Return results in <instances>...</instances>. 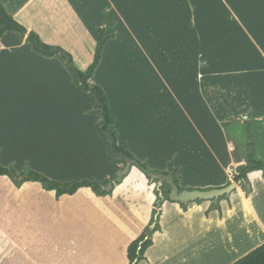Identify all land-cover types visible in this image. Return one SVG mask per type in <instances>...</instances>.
<instances>
[{
    "label": "rangeland",
    "instance_id": "1",
    "mask_svg": "<svg viewBox=\"0 0 264 264\" xmlns=\"http://www.w3.org/2000/svg\"><path fill=\"white\" fill-rule=\"evenodd\" d=\"M109 1H76L71 22L65 18L70 13L65 14L67 28L59 34L71 43L74 65L85 70L94 60L100 25L116 21L90 82L108 92L116 117L111 127L119 131L120 142L127 137L126 148L152 171L165 162L163 169L181 189L230 184L179 102L188 107L191 94L205 97L226 121L239 158L253 151L264 159V0H130L132 14L127 6L119 8L122 18ZM47 32L49 36L52 30ZM16 53V61L0 60L1 162L18 173L36 170L58 181L129 174L109 195L84 187L59 198L40 182L17 187L8 176H0V264H129V244L149 229L154 208L162 207L155 203L157 181L144 172L141 177L134 162L124 171L125 162L111 159V136L100 130L101 109L78 84L68 58L42 55L31 41ZM194 101L204 107L198 97L192 98L190 109ZM153 108L158 114H150ZM216 130L219 151L224 144L229 152L231 143ZM239 170L232 169V176ZM254 180H263L258 185L263 189L254 191L264 212L263 170L249 172L233 191L241 186L251 193ZM161 186L167 190L170 185ZM147 212L151 220L143 225ZM197 227L195 219L169 230L185 239Z\"/></svg>",
    "mask_w": 264,
    "mask_h": 264
},
{
    "label": "crops",
    "instance_id": "2",
    "mask_svg": "<svg viewBox=\"0 0 264 264\" xmlns=\"http://www.w3.org/2000/svg\"><path fill=\"white\" fill-rule=\"evenodd\" d=\"M1 1L13 17L25 26L26 32L23 37L17 36L18 38H16L15 36H11V31H8L0 37V60L13 57L14 61H16V50L20 49L23 43H29V35L32 31L37 32L43 42L62 46L66 51L68 50L71 54L73 53V49L69 45L71 43L65 40L64 37L59 34V31L67 28V23H64L62 19L65 14L70 13L65 18H67L68 22H71L70 15L75 12V4L76 1L79 0ZM129 1L130 0H115L113 2L110 0L109 7L112 8L117 15L120 14L121 16L119 8H125V6H127L128 8H125V10L128 13L129 10H132V8H129ZM130 14L132 13H129V16ZM121 18L119 19L121 20ZM238 19L245 27V19L240 16H238ZM114 22L112 21L109 24H102L99 27L105 28V35L107 38L113 36L110 30L113 27L112 24H114ZM49 29H51L52 32L49 33L48 36L46 33H48L47 31ZM78 32L83 34L86 33L83 30H78ZM98 35L99 32L97 34V39ZM21 54L22 53H20V55ZM88 64L89 63H86L83 66L84 69ZM18 71L20 72L19 68ZM102 87L107 95L108 92L105 87ZM198 97L203 99L204 107L199 108L198 101H194V105L190 109V104H193L192 98L198 99ZM187 99L189 101L188 107L186 104H183L181 100L179 102L189 119L190 125L194 127L195 134L199 135V137L207 143L214 157L216 158V154H219L220 157H218V159L216 158V160L230 180L232 178V172H230L231 169L229 170V168H225V165H229L231 160L230 163L233 164V169H241L242 166L244 167L247 164L246 158H239L240 155L235 154L237 149L235 145L236 143L228 135V130L225 124L226 121L220 119L216 115L210 101L205 97L194 96L191 94ZM152 112L158 114L154 108L150 111V114ZM245 116L249 121L251 120V114ZM115 118L116 117L114 116V119ZM115 122L116 120L114 121V124ZM216 129H219L220 131ZM114 130L117 133L118 142L123 140L121 139L119 131L116 129ZM214 130L221 132L228 142L231 143L232 148L229 152L226 150L224 144L222 145L223 149L219 151V136L217 133H214ZM125 140H128L127 137H125ZM125 140L124 142H120V144L128 146ZM210 146H216V148H210ZM131 152L133 153V151ZM164 163H162L158 172H169L166 169H163L165 167L163 166ZM176 170L177 172H180L179 168ZM142 175L144 176V173L141 174V177ZM262 182L254 180V182H252L254 188L251 193L249 190H245L241 186H238L236 191L226 194V198L223 200H221L223 197L220 196L221 198H216V200L198 199L187 203L172 200L165 201L160 209V218L162 216L164 217V220L162 221L160 219L161 227L153 234V244L147 250L146 259H143L140 264H233L238 259L248 254L250 251L264 243V212L262 211L260 204L255 201L256 192L254 191L263 189L258 186ZM177 183L180 185L179 182ZM193 188H197V186L187 187V189ZM150 210L151 207L149 206L147 211L150 212ZM148 212L146 214H149ZM195 219L198 222V227L195 228L194 231H191L192 234L188 236V238L183 239L182 235L169 230V228L178 223L186 222V224H188ZM150 220L151 213L143 219V225L149 223ZM143 225L139 227V231H137L138 234ZM226 225H231L232 229L228 230L225 227Z\"/></svg>",
    "mask_w": 264,
    "mask_h": 264
},
{
    "label": "trees",
    "instance_id": "3",
    "mask_svg": "<svg viewBox=\"0 0 264 264\" xmlns=\"http://www.w3.org/2000/svg\"><path fill=\"white\" fill-rule=\"evenodd\" d=\"M8 31H14L24 35L26 28L13 17V15L0 0V37H2ZM107 39L108 38L105 35V28H99L94 60L86 70H81L74 65L72 54L66 51L62 46L43 42L39 34L35 31H32L29 35V41L32 43V48L38 53L49 57L59 54L65 58H68L69 62L71 63L70 67L77 76L78 84L93 96L96 104L101 109L104 119L102 128L100 130H102L105 136H111L108 137L107 141L111 159H113L111 155V145H114L118 151L126 153V155H128L133 160L134 166L137 165V167H139L141 171L144 172L149 179H151V176L148 174V172L158 171L150 170L147 163L137 158L128 148H126L125 145H118L119 142L117 133L111 127L115 119L110 112L109 100L106 92L100 84L90 82V78H92V76L95 74V71L101 61L103 48L107 42ZM107 133H109V135H107ZM246 161V166L242 167L239 170V174L235 176V180L237 182H243L246 180L248 178L249 172L252 170L264 171V159H257L254 156L253 151L248 154ZM128 174L129 173L119 175L117 173L115 176L105 180L99 178H85L73 181H58L36 170L30 171L29 174L18 173L14 166L4 165L0 160V176H8L15 182L17 187H21V185L25 182H40L46 190L54 191L57 198L66 194L73 195L77 193L79 189L84 187L91 188L93 191L101 195H109L113 192L115 183H122V179ZM175 181L178 182L177 179H175ZM156 189L157 199L155 200V203L157 206H162L165 200L171 201L169 196L171 186H169V188L166 190L164 187L159 186L157 182ZM160 214V209L154 208L152 221L148 225L149 229H144L143 232L129 244L127 248V257L130 262L129 264H133L137 257H139V259L135 264H138L141 259L143 260L147 249L153 244V234L160 228ZM154 221L155 224H153ZM141 241H143L142 249L139 251V245ZM233 264H264V243L238 259Z\"/></svg>",
    "mask_w": 264,
    "mask_h": 264
},
{
    "label": "water",
    "instance_id": "4",
    "mask_svg": "<svg viewBox=\"0 0 264 264\" xmlns=\"http://www.w3.org/2000/svg\"><path fill=\"white\" fill-rule=\"evenodd\" d=\"M112 158L116 161H123L126 163L125 171H128L133 164V160L126 155L125 153L119 152L114 145L111 147ZM152 180H157L158 185L161 186L165 181L171 186L170 190V200L187 203L190 201H195L198 199H212L219 198L224 194L231 193L232 190L236 187L237 183L232 181L230 184L223 187H216L209 190H202L198 188L194 189H181L178 183L175 181L174 175L164 172H148ZM142 243L140 242L139 251L142 249Z\"/></svg>",
    "mask_w": 264,
    "mask_h": 264
},
{
    "label": "clouds",
    "instance_id": "5",
    "mask_svg": "<svg viewBox=\"0 0 264 264\" xmlns=\"http://www.w3.org/2000/svg\"><path fill=\"white\" fill-rule=\"evenodd\" d=\"M216 157H217V159H218V157H220L218 153L216 154ZM246 162H247V161H246ZM229 163H230V162H229ZM224 165H225V164H224ZM232 165H233V164L230 163V166H229V170L231 169L230 172H233V171H232V169H233V168H232V167H233ZM225 166H226V165H225ZM245 166H246V165H245ZM234 167H235V166H234ZM225 168H226V167H225ZM129 170H130V169H129ZM235 172L239 174V172H237V171H235ZM118 173H119V172H118ZM155 173H157V172H155ZM233 177H234V179H235V176H232V178L230 179V181H234ZM151 179H152V178H151ZM235 182H236V181H235ZM236 183L238 184V182H236ZM240 183H241V182H240ZM233 190H235V188H234ZM233 190H232V191H233ZM228 194H229V193H228Z\"/></svg>",
    "mask_w": 264,
    "mask_h": 264
},
{
    "label": "flooded vegetation",
    "instance_id": "6",
    "mask_svg": "<svg viewBox=\"0 0 264 264\" xmlns=\"http://www.w3.org/2000/svg\"><path fill=\"white\" fill-rule=\"evenodd\" d=\"M125 171V170H124ZM158 182V181H157ZM166 182V181H165Z\"/></svg>",
    "mask_w": 264,
    "mask_h": 264
}]
</instances>
